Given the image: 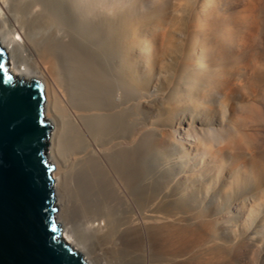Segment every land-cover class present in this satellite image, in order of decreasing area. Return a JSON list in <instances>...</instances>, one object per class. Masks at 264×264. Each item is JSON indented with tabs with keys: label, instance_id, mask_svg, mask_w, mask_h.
Listing matches in <instances>:
<instances>
[{
	"label": "bare ground",
	"instance_id": "obj_1",
	"mask_svg": "<svg viewBox=\"0 0 264 264\" xmlns=\"http://www.w3.org/2000/svg\"><path fill=\"white\" fill-rule=\"evenodd\" d=\"M235 37L212 0H0L85 264H264V115L233 99Z\"/></svg>",
	"mask_w": 264,
	"mask_h": 264
},
{
	"label": "water",
	"instance_id": "obj_2",
	"mask_svg": "<svg viewBox=\"0 0 264 264\" xmlns=\"http://www.w3.org/2000/svg\"><path fill=\"white\" fill-rule=\"evenodd\" d=\"M0 48V264H85L60 239L38 80L16 81Z\"/></svg>",
	"mask_w": 264,
	"mask_h": 264
},
{
	"label": "rangeland",
	"instance_id": "obj_3",
	"mask_svg": "<svg viewBox=\"0 0 264 264\" xmlns=\"http://www.w3.org/2000/svg\"><path fill=\"white\" fill-rule=\"evenodd\" d=\"M212 1L238 39L231 44L235 57L232 76L237 81L233 99L253 101L264 115V0ZM262 123L258 131L264 133ZM228 161L227 156L224 162Z\"/></svg>",
	"mask_w": 264,
	"mask_h": 264
},
{
	"label": "snow or ice",
	"instance_id": "obj_4",
	"mask_svg": "<svg viewBox=\"0 0 264 264\" xmlns=\"http://www.w3.org/2000/svg\"><path fill=\"white\" fill-rule=\"evenodd\" d=\"M4 69V66L3 65H0V70H3Z\"/></svg>",
	"mask_w": 264,
	"mask_h": 264
}]
</instances>
